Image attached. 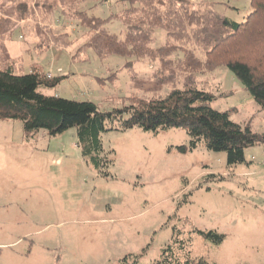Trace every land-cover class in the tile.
<instances>
[{
  "label": "rangeland",
  "instance_id": "obj_1",
  "mask_svg": "<svg viewBox=\"0 0 264 264\" xmlns=\"http://www.w3.org/2000/svg\"><path fill=\"white\" fill-rule=\"evenodd\" d=\"M124 5L80 0L79 8L105 18ZM189 7L192 12L211 7L236 22L251 9L249 0H190ZM35 25L22 21L6 40L17 66L21 62L17 71L27 73L36 64L52 74L47 78H61L53 87L39 86V92L88 100L100 112L181 88L187 71L176 67L184 51L203 58L188 26L182 39L153 29L150 48L172 47L166 57L171 62L163 66L157 56L98 57L83 47L87 28L57 10L38 25L66 34L67 45L39 53ZM104 28L120 39L126 32L115 18ZM248 39V48L257 50L259 36ZM191 80L214 95L213 109L264 132V111L223 63L195 71ZM127 118L104 121L96 165L83 156L75 127L56 135L39 129L26 137L21 121L0 120V264H152L174 230H180L178 238L192 257L211 264H264V144L248 146L242 162L228 165L225 152L202 143L178 152L176 147L190 140L183 129H122ZM193 228L225 238L215 245Z\"/></svg>",
  "mask_w": 264,
  "mask_h": 264
},
{
  "label": "trees",
  "instance_id": "obj_2",
  "mask_svg": "<svg viewBox=\"0 0 264 264\" xmlns=\"http://www.w3.org/2000/svg\"><path fill=\"white\" fill-rule=\"evenodd\" d=\"M100 1L107 3L110 0ZM116 1L125 4L123 9L102 18L79 8L80 0H0V120L21 121L26 137L39 129L56 135L75 127L83 142L82 154L94 165L100 150L98 137L105 130L104 121L123 114L128 118L122 122V129L136 126L153 133L168 128L183 129L190 140L188 145L177 146L178 152L186 153L202 143L209 150L225 152L228 165L242 162L244 149L248 146L264 144V132L257 133L249 124L241 126L233 122L229 111L213 109L210 102L214 95L203 88L198 89L191 80L195 71H209L223 63L264 111V0H249L251 9L242 22L233 21L211 7L192 12L190 0ZM56 10L64 18L77 20L87 28L90 36L83 47L91 48L100 58L108 55L157 56L166 66L171 62L166 57L172 47L166 44L150 48L148 43L152 40L153 29L163 28L169 36L182 39L187 26L191 28L190 37L203 58L195 56L192 50L184 51L183 59L176 67L179 71H187L181 88L174 87L164 96L139 98L109 112L98 111L96 104L88 100L45 95L38 87H53L61 78H47L36 64H32L27 73L17 71L21 68L20 59L17 66L18 60L10 55L6 40L22 21L34 20L40 36L35 45L37 52L51 46H66L67 42L63 40L66 34H53L50 27L38 25L39 19H45ZM111 18L125 25L122 39L104 28ZM253 34L260 39L257 50H250L247 45L251 44L248 36ZM129 63L127 61L125 65ZM192 232L215 245L225 238L224 234L215 231L193 228ZM179 234L180 230L173 231L170 243L152 264H211L202 256L192 257L185 252Z\"/></svg>",
  "mask_w": 264,
  "mask_h": 264
},
{
  "label": "built area",
  "instance_id": "obj_3",
  "mask_svg": "<svg viewBox=\"0 0 264 264\" xmlns=\"http://www.w3.org/2000/svg\"><path fill=\"white\" fill-rule=\"evenodd\" d=\"M47 77H50V75L48 74Z\"/></svg>",
  "mask_w": 264,
  "mask_h": 264
},
{
  "label": "crops",
  "instance_id": "obj_4",
  "mask_svg": "<svg viewBox=\"0 0 264 264\" xmlns=\"http://www.w3.org/2000/svg\"><path fill=\"white\" fill-rule=\"evenodd\" d=\"M46 73H49V72H46ZM49 74H51V73H49ZM51 76H52V74H51Z\"/></svg>",
  "mask_w": 264,
  "mask_h": 264
}]
</instances>
